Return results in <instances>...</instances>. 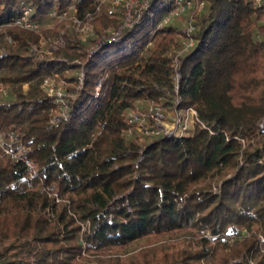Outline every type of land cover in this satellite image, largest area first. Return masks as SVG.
Masks as SVG:
<instances>
[{"label": "trees", "instance_id": "obj_1", "mask_svg": "<svg viewBox=\"0 0 264 264\" xmlns=\"http://www.w3.org/2000/svg\"><path fill=\"white\" fill-rule=\"evenodd\" d=\"M202 1L177 62L164 0L98 49L122 26L108 1L0 0V264H264V4ZM150 102L207 128L131 133Z\"/></svg>", "mask_w": 264, "mask_h": 264}, {"label": "built area", "instance_id": "obj_2", "mask_svg": "<svg viewBox=\"0 0 264 264\" xmlns=\"http://www.w3.org/2000/svg\"><path fill=\"white\" fill-rule=\"evenodd\" d=\"M109 3V12L112 14L119 15L122 18V26L117 30H112L111 35L107 37L103 36L101 40L98 41V45L96 48H100L104 45L107 40L114 41L117 40L122 32L126 28H131L135 25V23L140 19L144 11L148 10L157 0H104ZM165 4L169 6L166 14L162 17V19L158 22V27H164L170 23L171 19L174 17H181L185 15L187 17V28L183 29L186 33V37L183 40V44L181 48L176 52V61L178 62L180 56L184 55L188 52L195 44V41L192 37V34L195 30V19L194 13H200L203 11L205 7V3L202 0H164ZM256 2L261 5L264 4V0H256ZM123 8V12L120 13L119 10ZM31 9L29 7H23L21 15L16 19V24L21 25L25 28H36L38 25L34 24L30 20ZM56 12L52 14V16H56ZM59 18H65L71 20L75 25L79 28L81 32H84V29H89L91 34H94L93 25L91 19L93 16L89 14V20L83 23L81 20L76 18L74 15L70 14L69 11H64L61 15H58ZM77 31V30H76ZM78 32V31H77ZM82 39L86 41L85 34L82 33ZM64 45V40L61 38L58 42L53 46V48H57L58 46ZM84 72H81L80 79L83 81ZM180 74L177 75V80H179ZM45 86L49 87V92L51 94L56 95L57 102H59L62 115L65 116L67 113L66 106V88L63 86L55 87L48 80L45 81ZM99 88H97V94L99 93ZM4 92L3 88L0 87V93ZM5 93V92H4ZM143 103H139L136 109L131 110L128 114V122L132 125L135 130H131L130 132H139L144 135L149 134H158L160 132L164 133L165 136L168 137H182L186 134H189V131L193 128L196 121L201 122L198 118L197 111L188 107L182 110H175L173 113L170 112V116L165 112L164 108L157 105L156 103H148L149 107L144 111L141 107ZM169 116V117H168ZM151 119L155 122L154 127H150L148 124L143 123L144 120ZM169 124V125H168ZM201 125L205 128L206 125L201 122ZM261 131L264 133V124H261ZM0 137V142H1ZM10 151H7V154H10ZM12 157L14 155L12 154Z\"/></svg>", "mask_w": 264, "mask_h": 264}, {"label": "rangeland", "instance_id": "obj_3", "mask_svg": "<svg viewBox=\"0 0 264 264\" xmlns=\"http://www.w3.org/2000/svg\"><path fill=\"white\" fill-rule=\"evenodd\" d=\"M159 7L163 9V8L165 7L164 3H163V2H160V3H159ZM119 12H120V13L123 12V8H122V7H121V9L119 10ZM164 15H165V11H162L161 13H159V15H158V20H160L161 17L164 16ZM172 23L175 24V25H178V26L183 30V29L187 28V17H186V16L176 17V18L172 19ZM75 30H77L78 33H79L81 36H82V33L85 34V36H86V41H88V40H90V39H92V38L95 37L94 34H91V31H90L89 29H84V30H83L84 32H81V31L79 30V28H78L77 26H75ZM93 31H94V30H93ZM261 38H263V36H261ZM141 107H142L143 110H146V109L149 107V104H148V103H143V104L141 105ZM168 115L170 116V112H168ZM169 116H168V117H169ZM143 123L148 124L149 122H148V120L146 119V120L143 121ZM263 124H264V120H263ZM168 125H169V124H168Z\"/></svg>", "mask_w": 264, "mask_h": 264}]
</instances>
